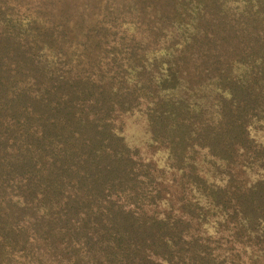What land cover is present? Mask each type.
<instances>
[{
  "label": "trees",
  "instance_id": "1",
  "mask_svg": "<svg viewBox=\"0 0 264 264\" xmlns=\"http://www.w3.org/2000/svg\"><path fill=\"white\" fill-rule=\"evenodd\" d=\"M133 4L175 23L180 58L122 63L119 13L92 34L0 0V264H233L191 231L220 218L264 263V0ZM144 99L166 168L117 123Z\"/></svg>",
  "mask_w": 264,
  "mask_h": 264
},
{
  "label": "rangeland",
  "instance_id": "2",
  "mask_svg": "<svg viewBox=\"0 0 264 264\" xmlns=\"http://www.w3.org/2000/svg\"><path fill=\"white\" fill-rule=\"evenodd\" d=\"M12 4L22 11L31 10H42L50 15L59 16V14L65 8L66 11L72 16H76L78 12H83L88 14L91 19L85 22L87 29L92 34H97V31L101 29L99 22H103V26L111 25L113 13H119V22L121 27L125 29L124 35L128 37L125 38V45L116 47L122 53V63L127 62V59L135 57L141 62L146 59V57L158 58L159 60L168 59L173 60L174 58H180V49L182 46V40L178 38L175 23L170 26L164 25L162 28L156 29L161 22H154L153 18L149 15L151 13L149 7L146 5V12L148 15L144 20L140 9L142 6L138 7L135 4L130 8L131 0H11ZM149 4V2H148ZM61 10V11H60ZM138 16V17H136ZM200 20V25L197 28L198 34L195 32L191 35L196 36L197 40L202 41L203 34L205 31V23L203 19L198 17ZM99 21V22H98ZM111 28L110 31L111 32ZM157 32V33H156ZM132 34H134L132 36ZM123 35L120 33L119 37ZM132 37L131 41L127 39ZM118 40V39H117ZM105 46V44H104ZM169 46V47H168ZM167 47V49H165ZM190 49V48H188ZM110 50V49H108ZM173 55H171V54ZM149 55V56H148ZM110 56L109 53L103 52V57ZM103 59V61H105ZM144 94L150 92L147 89L149 83H145ZM144 103H142V108H136L133 112L124 113L120 118H118V125H122V134L125 137L126 142L135 150H139L140 157L142 158H155L158 161L153 163L157 168L160 166L165 167V149L161 148L158 144L152 142L151 135L149 134V125L146 112L144 111ZM167 158V157H166ZM166 168V167H165ZM166 177L164 178V184H166L169 189V195L167 198L173 196L174 198L181 197L179 193H175V190H179V181L175 180V174H171L170 171L166 172ZM177 176V175H176ZM178 178V177H177ZM179 203H175V208L179 212ZM211 212L206 213V217L211 215ZM198 221H195L192 225L191 231L195 234H199L208 239L209 249L213 252L222 254L228 258V260L234 261L233 264H264L262 259V253L259 252L258 244L255 242H250L248 239L242 242H247L251 244V247L247 246L243 249L236 241L238 234L233 227V223L227 221V219H212L207 223L196 225ZM236 233V235H235ZM206 234V235H205ZM234 234L236 241L231 236ZM241 251V252H240ZM239 252V253H238Z\"/></svg>",
  "mask_w": 264,
  "mask_h": 264
}]
</instances>
